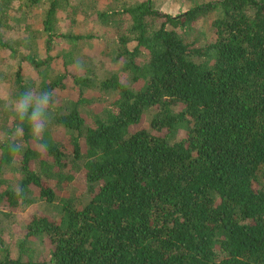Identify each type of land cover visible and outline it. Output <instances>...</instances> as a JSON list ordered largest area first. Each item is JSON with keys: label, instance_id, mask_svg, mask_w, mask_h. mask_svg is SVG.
Here are the masks:
<instances>
[{"label": "trees", "instance_id": "trees-1", "mask_svg": "<svg viewBox=\"0 0 264 264\" xmlns=\"http://www.w3.org/2000/svg\"><path fill=\"white\" fill-rule=\"evenodd\" d=\"M156 1L0 0V264H264V0Z\"/></svg>", "mask_w": 264, "mask_h": 264}, {"label": "clouds", "instance_id": "clouds-1", "mask_svg": "<svg viewBox=\"0 0 264 264\" xmlns=\"http://www.w3.org/2000/svg\"><path fill=\"white\" fill-rule=\"evenodd\" d=\"M56 103L52 92L42 90L34 93L30 89L19 91L11 104L14 120L26 125L33 138L39 140L47 132L52 123V110ZM21 128H13L7 136L9 151L16 153L22 150L20 143Z\"/></svg>", "mask_w": 264, "mask_h": 264}, {"label": "rangeland", "instance_id": "rangeland-1", "mask_svg": "<svg viewBox=\"0 0 264 264\" xmlns=\"http://www.w3.org/2000/svg\"><path fill=\"white\" fill-rule=\"evenodd\" d=\"M191 3H192V0H157L156 1V5L159 6L161 8V10L166 11L168 13H174V14L178 13L181 10L187 9L189 6H191ZM62 26H64V25H62ZM64 30H66V27L64 28ZM95 30L99 31L100 33H104L105 34L103 29L101 27H99V26H96ZM40 43L42 44L41 41H40ZM92 44L94 46V43H92ZM92 44L86 46L85 49L88 50V49L92 48L93 47ZM44 52H45L44 46L43 47L41 46V54H44ZM92 54L99 55L100 53H99L98 49H95V51H93ZM8 89H9V86L0 85V97H7L8 96ZM46 205H45V203H43V205L41 207V210L43 211V213L44 212L51 213L52 209L49 206H46ZM36 208H37V206L34 204V205H31L27 209L18 211L17 212V216H18V220L19 221L17 220L18 222L12 225L13 230L14 229L16 230L18 228L21 229V227H22V223L21 222L26 220L28 218V216L30 215V213L32 211H35ZM19 234H20V230L19 229L14 232L15 237H19Z\"/></svg>", "mask_w": 264, "mask_h": 264}]
</instances>
